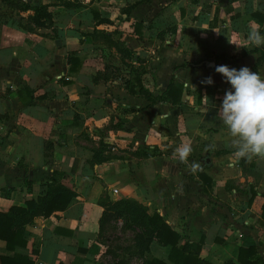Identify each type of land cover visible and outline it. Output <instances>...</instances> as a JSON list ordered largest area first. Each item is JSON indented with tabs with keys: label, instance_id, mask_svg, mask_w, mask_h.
I'll return each instance as SVG.
<instances>
[{
	"label": "crops",
	"instance_id": "obj_1",
	"mask_svg": "<svg viewBox=\"0 0 264 264\" xmlns=\"http://www.w3.org/2000/svg\"><path fill=\"white\" fill-rule=\"evenodd\" d=\"M18 3L27 8L0 0V211L25 207L53 170L64 173L61 183L74 196L63 210L24 226L25 247L7 250L0 239V254L18 253L36 264H99L105 247L98 199L116 189L110 199L131 198L159 213L179 244L200 246V259L240 264L238 248L253 246L264 264V158L234 156L218 117L229 86L215 72L227 65L264 74V46L247 41L257 25L264 34V0ZM124 7H130L126 19ZM173 25L175 32L157 37ZM94 30L118 32L133 54L132 67L145 69L140 80L147 94L126 88L131 68L94 85L92 76L103 70L96 51L106 46L93 40ZM222 55L234 58L221 61ZM69 57L80 60L77 71ZM208 76L214 83L202 84ZM171 80L180 89L177 102L162 97ZM188 141L193 152L185 163L174 150ZM100 147V156L113 157L94 160ZM192 162L201 170L193 172ZM169 252L154 239L128 264L167 260Z\"/></svg>",
	"mask_w": 264,
	"mask_h": 264
},
{
	"label": "trees",
	"instance_id": "obj_2",
	"mask_svg": "<svg viewBox=\"0 0 264 264\" xmlns=\"http://www.w3.org/2000/svg\"><path fill=\"white\" fill-rule=\"evenodd\" d=\"M2 1L24 9L27 8L24 3H16L10 0ZM36 10L42 11L41 14L44 17L49 16L48 13L43 11L42 6L36 7ZM129 10L130 7L122 8L121 13L126 14V17H121L122 19L127 18ZM92 13L94 19L101 21L98 17L97 11L93 8ZM168 17L170 18V15L167 16V18ZM152 24L154 23H151L149 27H151ZM138 26L140 25L138 24ZM96 32L104 33L99 30ZM166 32H175V26H167L161 29L158 32L157 37H163ZM104 34L109 33L105 32ZM93 36L94 35H92V37ZM121 43L123 44V42ZM129 52L131 53V51ZM233 58L234 57H228L226 59L222 55L219 57V60H230ZM69 60L74 64L72 71H77L81 64L80 60L75 57H69ZM131 61H134V59H131ZM135 61L137 63H141L138 57ZM131 71V79H127L125 81L126 88L130 93H135L136 90L134 88L138 87V92L147 94V91L143 88L140 80V75L145 72L144 67H131ZM110 72L111 71H109V67L107 65L104 66L102 71H97L96 74L92 76V82L94 85H98L100 82L105 83L108 80L117 78L116 75L110 76ZM228 86L230 89L231 85L229 83ZM175 91H178V98L173 99V93H175ZM179 95V87L178 89L175 88L174 81L171 80L162 97L165 100L169 99L172 100V102H177L179 100ZM74 118H77V116L75 115ZM103 150L104 148L100 147L96 150V152H94V160L99 162L113 157L111 155H105L103 157L100 156ZM63 176L64 173L62 171L53 170L51 175L42 184L43 188L40 194L34 199L27 200L25 202V207L11 206L6 212L0 211V239L5 242V248L7 250H14L15 247L26 246V240L23 237L24 226L31 222L34 217H48L53 212L63 210L67 206L71 198L74 196V192L63 186L61 183ZM98 205L102 207V213L99 218V239L101 232L104 230V226L110 220L121 219L123 220L124 227L126 229L137 232L134 236L136 241V255L134 256L142 257L144 252L149 250V245L154 239L162 245L170 246V252L167 260L152 258L151 260L144 261V264H212L198 257V250L200 249V246H193L188 243L179 244L180 235L164 221L162 216L157 212L149 214L146 206L138 201L131 198L110 199L109 195L102 194L98 199ZM237 261L240 264H263L261 256L253 246L247 248L239 247ZM0 264L36 263L30 260L27 256L14 253L13 256L0 254ZM115 264H128V261L126 258L122 257L119 258Z\"/></svg>",
	"mask_w": 264,
	"mask_h": 264
},
{
	"label": "clouds",
	"instance_id": "obj_3",
	"mask_svg": "<svg viewBox=\"0 0 264 264\" xmlns=\"http://www.w3.org/2000/svg\"><path fill=\"white\" fill-rule=\"evenodd\" d=\"M259 10V5H256ZM247 41L250 46H264V34L259 26L249 30ZM237 48L242 46L235 44ZM215 72L222 75L231 88L225 91L222 103L218 109L220 121L231 134V145L234 156L238 159L251 160L254 157L264 158V74L252 72L247 66L239 70L227 65H218ZM202 84L212 85L211 76L205 77ZM206 97V96H205ZM213 149L215 145H211ZM191 142H183L174 150L181 162L187 163L192 154ZM193 172L201 170V165L192 162Z\"/></svg>",
	"mask_w": 264,
	"mask_h": 264
},
{
	"label": "rangeland",
	"instance_id": "obj_4",
	"mask_svg": "<svg viewBox=\"0 0 264 264\" xmlns=\"http://www.w3.org/2000/svg\"><path fill=\"white\" fill-rule=\"evenodd\" d=\"M18 3L16 0H10ZM12 9V8H11ZM93 40L100 42L106 46L98 49L95 57L96 63L104 68L105 65L109 67L110 76H118L123 73L120 69L127 71L131 66V59L133 54L129 52L128 48L118 39L117 31L104 34L98 33L94 30ZM133 69V68H132ZM110 198V196H109ZM137 232L126 229L123 220H110L100 234V242L104 245L105 255L99 264H115L119 258H126L129 262L130 257L136 255L134 236ZM132 261V259H131ZM140 264V262H136Z\"/></svg>",
	"mask_w": 264,
	"mask_h": 264
},
{
	"label": "water",
	"instance_id": "obj_5",
	"mask_svg": "<svg viewBox=\"0 0 264 264\" xmlns=\"http://www.w3.org/2000/svg\"><path fill=\"white\" fill-rule=\"evenodd\" d=\"M54 42H55L56 45H59V44H60V41H59L58 39L55 40ZM211 64L213 65L214 63H211ZM104 89H105L104 85H99V86L97 87V92H98V93L103 92Z\"/></svg>",
	"mask_w": 264,
	"mask_h": 264
},
{
	"label": "built area",
	"instance_id": "obj_6",
	"mask_svg": "<svg viewBox=\"0 0 264 264\" xmlns=\"http://www.w3.org/2000/svg\"><path fill=\"white\" fill-rule=\"evenodd\" d=\"M116 194H117L116 189H112L111 192L108 193L109 196L116 195Z\"/></svg>",
	"mask_w": 264,
	"mask_h": 264
}]
</instances>
